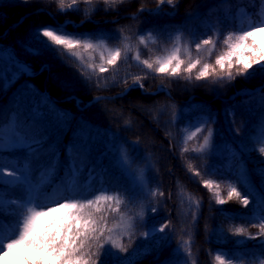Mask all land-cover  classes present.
<instances>
[{
  "label": "trees",
  "instance_id": "16d2710c",
  "mask_svg": "<svg viewBox=\"0 0 264 264\" xmlns=\"http://www.w3.org/2000/svg\"><path fill=\"white\" fill-rule=\"evenodd\" d=\"M69 3L71 0H64L66 10L61 13L58 0H28L26 4L21 3V0H0V47L14 49L18 58L31 64L36 73L32 77L22 76L7 87L0 80V120L10 118L17 109L20 113L28 114V109L39 100V97L31 96L27 100L22 99V92L27 91L24 88L27 83L40 93L50 96L56 107L69 110L77 120L83 117L90 121L94 131H99L103 138L95 145L97 149L102 150L104 142L114 138L117 145L132 153L131 145L137 142L136 162L147 164L148 191L141 190L135 199L125 198V203L121 204L120 213L132 217L134 227L119 236L117 241L128 246L129 252L136 244L143 242L146 229L144 221L139 219L140 216L144 217L149 226L157 229L165 224L169 226L165 229L169 241L159 252L153 251L144 256L138 264H164L165 261L176 260L178 255L170 251L173 229L177 238L187 242L189 250L186 255L190 261L186 264H213V252L219 249H224L235 257L244 256L257 241L248 240L247 235H234V229L244 227L247 234L255 235L258 228L239 216L230 218L223 215L222 210L243 212L245 209L235 198L224 205H217L215 187L212 190L203 187L204 180H212L214 184L220 185L221 197L227 199L230 182L236 183L234 173L238 171L239 161L232 160L233 173H230L226 149L220 156L215 157H203L193 151L194 148L188 143L186 125L189 120L204 114L207 109L212 113H221L219 122L211 124L218 131V139L234 147L243 142L250 148H256L245 159L248 161L247 168L253 172L252 182L259 191L261 180L254 169L264 160V155L259 153L261 145L255 143V138L264 122V115L255 97L239 95L236 92L258 88L264 81L259 78L245 81L242 77H237L231 83H214L212 78L201 81L193 78L189 81L184 78L186 74L183 72L179 77L157 75L137 64L131 57L137 49L142 59L165 57L170 53L173 38L178 31L190 39L193 32L203 31V20L215 22L217 18H222V4L229 6V12L234 18V11L238 6L243 5L250 10L256 6L251 5V0H174L175 7L165 2L160 5L158 14L153 15L151 13L157 9L158 0H115V3L111 0L108 3L105 0H77L78 11L68 10ZM21 17L23 19L20 21ZM64 22H68L67 30L70 32L93 36L100 33L111 34L113 38L105 41L110 49L122 47L123 36L133 41V52L128 61L123 63L122 71L116 70L117 64L109 71L99 73L100 50L94 54L97 71L85 70L83 75L80 64L74 58L68 57L62 63L49 53L31 56L24 52L21 44L29 39L34 29ZM188 26H191L189 30ZM234 27L235 22L231 29ZM228 28L230 27L225 26V29ZM149 32L155 37V42L149 41L147 47L139 45L138 36L145 35L147 38ZM191 47L195 58L197 54L194 46ZM181 57L185 58L183 53ZM44 63L52 65L51 72L40 71ZM195 72L196 70L192 73L193 77ZM136 76L142 77L140 82L144 87H132L124 92L129 85L134 84L133 78ZM62 79L72 80L75 87L70 91L63 89L60 84ZM160 87L166 92L159 91ZM70 96L78 98L81 105L78 106L76 100L70 99ZM95 97L99 98L94 100ZM87 102L90 104L86 105ZM252 106L249 111L247 108ZM226 107L234 109V122L231 118L226 122L222 115ZM245 109L248 113H245ZM174 114L178 117L175 120ZM77 120H73L63 130L57 129L50 133L52 141L61 143L62 163L67 161L63 145L72 141ZM185 148L188 151H184ZM95 155L94 152L93 156ZM197 172L199 175L195 174ZM38 173V169L33 172V179L38 178ZM118 176L119 173L114 170L113 183H116L115 177ZM63 177L64 168L61 167L52 177V183L46 185L44 190L51 192L61 183ZM236 186L243 195L248 196L250 204L254 202L255 196L250 195L245 186ZM182 188L193 194L199 204L195 219L191 215L184 222L177 199L178 190ZM0 191L9 197L22 196L19 189L6 188L3 185H0ZM152 192L157 194L153 196ZM153 208L156 209L155 212L151 211ZM120 213L109 214V227L116 225ZM11 220V216L0 212V221L9 223ZM220 231L222 236L214 234ZM157 235L164 234L157 232ZM236 241H245V244L238 245Z\"/></svg>",
  "mask_w": 264,
  "mask_h": 264
},
{
  "label": "snow or ice",
  "instance_id": "6c2138e0",
  "mask_svg": "<svg viewBox=\"0 0 264 264\" xmlns=\"http://www.w3.org/2000/svg\"><path fill=\"white\" fill-rule=\"evenodd\" d=\"M58 2L59 11L65 12L64 0ZM108 2L109 0H105V3ZM111 2L115 3V0ZM165 2L175 7L174 0H158L157 9L151 14H158L160 5ZM21 3L26 4L28 0H21ZM76 4L77 0H71L67 9L78 11ZM260 4L262 7L259 19H253L243 9L234 18L229 12V6L222 4V18H217L215 22L203 20V31L193 32L190 39H185L183 33L178 31L173 38V47L165 57H156L155 60L142 59L137 49L131 59L157 75L179 77L183 72L186 74L184 78L189 81L193 78L196 81L212 78L214 83H231L237 77H242L245 81L254 78L264 81V0H260ZM234 22L233 30L225 31V26L231 28ZM67 23L34 29L21 47L28 55L41 56L49 53L62 63L66 62L68 57L75 58L81 66V75L85 70L97 71L94 54L98 50L99 73L114 68L121 60L122 53L124 59H128L127 54L132 51V46L127 42V36L121 37L122 47L110 49L105 41L113 38L111 34L100 33L93 36L70 32L67 30ZM149 41L155 42L151 32L147 34V38L145 35L138 36L139 45L147 47ZM190 46H194L197 54L195 58ZM218 48L219 52L216 51ZM182 52L185 58L181 57ZM214 53L215 59L212 62L207 57ZM194 70L196 72L193 77ZM40 71L51 72L52 65L44 63ZM35 74L31 64L19 59L14 49L0 47V80H3L5 87L15 83L22 76L32 77ZM133 79L140 88L144 87L140 82L142 77L136 76ZM60 84L63 89L69 91L75 87V83L69 79L60 80ZM24 88L27 91L22 92V99L27 100L31 96L39 97V100L28 109V114L20 113L17 109L10 118L0 120V153L20 151L23 154L22 161H9L0 156V185L19 189L22 193L20 198H15L0 191V212L12 217L9 223L0 221V264H138L144 256L153 251L159 252L169 241L165 232L169 227L167 224L157 229L155 226H149L144 217L140 216L139 219L144 221L146 229L143 242L136 244L130 252L128 246L113 238V234L119 230L123 235L125 230L132 229V218H128L123 229L120 222H117L115 227L108 225L109 214L120 213V206L125 203V198L135 199L144 187L143 172L138 175L133 169L136 164L137 142L131 145L132 153L117 145L114 138L105 141L103 149L99 150L95 145L103 138L99 131H94L90 121L83 117L77 120L69 110L56 107L50 96L40 93L32 85L25 83ZM238 94L255 97L264 115V83L254 90L244 89ZM69 98L76 100L78 106L81 105L75 96ZM220 115L219 112L212 113L207 109L200 117L195 131L188 136V140L204 131L209 123L217 124ZM222 115L226 122L229 118L234 122V109L226 107ZM177 118L174 114V120ZM73 120H77L76 132L72 141L63 145L67 161L62 163L61 143L52 141L50 133L57 129L63 130ZM216 135L217 130L208 127L203 143L193 151L203 152L207 148L215 155L218 150L214 142ZM255 143L261 145L258 150L264 155V122L260 125ZM224 147L230 173H233L232 160L239 161L238 171L234 173L236 183L230 182L227 199L221 197L220 185L214 184L212 180H204L203 187L209 190L215 187L217 205H224L233 198L238 200L245 211L222 210V214L230 218L239 216L253 227H257L258 232L251 235L247 234L246 228L236 227L234 235H247L248 240H255L257 243L242 257L217 252L215 262L226 264L227 260L228 264H232L234 259H244L247 264H264V160L254 169L261 180L260 190L257 191L251 179L253 172L247 168L248 161L245 159L250 152L256 151V148H250L243 142L235 147L231 144ZM184 151L188 149L185 148ZM61 167L64 168L61 183L51 192L45 191V186L52 183V177ZM37 169L41 178L39 182H34L32 176ZM114 170L119 173V176L115 177L116 183H113ZM195 174L199 175L198 172ZM236 184L245 186L249 194L255 196L254 202L250 204L248 196L243 195ZM151 194L155 196L157 193ZM151 211L155 212L156 209ZM120 215L123 220L124 214ZM193 218L195 219V215ZM157 232L164 235H157ZM214 234L223 235L222 231ZM236 244L243 245L245 241H236ZM164 264L183 262L169 260Z\"/></svg>",
  "mask_w": 264,
  "mask_h": 264
},
{
  "label": "rangeland",
  "instance_id": "374dc122",
  "mask_svg": "<svg viewBox=\"0 0 264 264\" xmlns=\"http://www.w3.org/2000/svg\"><path fill=\"white\" fill-rule=\"evenodd\" d=\"M251 4L253 5H257V9L255 11H252L250 9H246L244 6H240L239 8H237L235 14H236V17L239 15L241 9H243V11L245 13H248L252 16L253 19H259L260 16H259V13H260V9L262 7V5L260 4V0L256 1V0H252L251 1ZM191 26H188V30L190 29ZM228 30H233L231 28H228V29H225V31H228ZM186 38L185 39H189L187 37V35H184ZM128 43L131 44L132 46V51H129L127 56H128V59H129V55L132 54L133 52V41H131L130 39L127 41ZM122 46H123V42H122ZM190 49H193V47L190 46ZM217 52L220 51V49L218 48L216 50ZM183 53V52H182ZM105 54L107 55V53L105 52ZM215 54L214 53L211 57H207L210 61L214 62V59H215ZM206 55V54H204ZM75 59V58H74ZM128 59H124V56H123V53H122V57H121V60L118 61V66L116 67V70L118 72H121L122 71V67L123 66V63L127 62ZM79 63V62H78ZM90 71V70H88ZM243 90L240 91V93H242ZM254 105V104H253ZM187 108V107H185ZM184 108V109H185ZM253 108L252 107H249L247 108L249 111L250 109ZM245 109V113H248V110ZM200 117L201 116H196L194 117L193 119L189 120L188 124L186 125V131H187V135L189 136L191 134L192 131H195V128L196 126L200 123ZM208 127H211V128H214L211 123H209L205 130L198 133L195 137H193L191 140H188V143L189 145L194 148V149H198L200 147V145L203 143V137L207 134V128ZM215 129V128H214ZM214 142L215 144L217 145V152L215 155H213L211 153V150L210 149H205L203 152H199V151H196V153H198L199 155L203 156V157H215V156H220L224 150H225V143L222 142L221 140L218 139V131H217V135L216 137H214ZM124 148V147H123ZM125 149V148H124ZM14 155H5L4 153H0V156H3L5 157L7 160L9 161H22L23 160V154L20 152V151H13ZM6 168L8 167L7 165L5 166ZM147 164L146 163H137L133 165V169L137 172V174L139 175V173L142 171L143 174H144V181H145V184H144V187H143V190H145L147 188ZM177 199L179 201V204L181 206L180 208V212L182 214V220L185 221L186 219H188L191 214L192 215H195L196 216V213H197V210H198V203L196 202V199L194 197L193 194H191L190 192L188 191H185L182 189L178 190V193H177ZM130 216L127 215V214H124L123 216V220H121V215L119 216L118 218V221L117 222H120V226H121V229H123L126 225V223L128 222V218ZM132 218V217H131ZM117 224V223H116ZM182 225V224H181ZM116 226V225H115ZM114 226V227H115ZM129 230H125L123 232V235L126 234ZM183 233H184V229L182 230ZM119 236H121V233L120 231L118 230L116 233L113 234V238L115 240H117L119 238ZM186 241L184 240H180L179 238H175V235L171 234V252L177 254V258L175 261H180V262H183V264H186L188 263L190 260L188 259V256L186 255L189 248L187 246V243H185ZM177 249H179V252H177ZM217 252H225V253H228L227 251L223 250V249H220V250H216L214 253H213V264H216L215 262V254ZM237 257H242V256H237ZM226 264H228V261L226 260ZM232 264H247L246 260L244 259H240V260H233L232 261Z\"/></svg>",
  "mask_w": 264,
  "mask_h": 264
}]
</instances>
